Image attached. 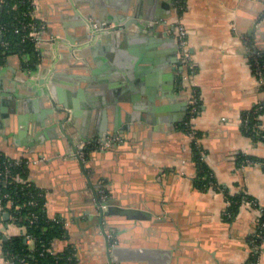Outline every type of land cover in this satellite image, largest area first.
<instances>
[{"label":"crops","instance_id":"crops-1","mask_svg":"<svg viewBox=\"0 0 264 264\" xmlns=\"http://www.w3.org/2000/svg\"><path fill=\"white\" fill-rule=\"evenodd\" d=\"M35 4V15L45 25L41 61L37 70L28 74L19 56H9L0 65V92L17 88L19 79L47 74L56 63L71 76H64L69 84L62 86L73 98L88 103L94 100L97 105L109 94L115 99L106 107L94 106L85 116L76 117L77 126L84 120L90 126L99 123L105 108L110 119L116 113L131 117L122 129L129 139L106 151L94 146L87 152L88 172L97 190L105 189L104 199L134 211L130 218L109 221L118 224L112 245L125 246L124 256H136L123 264H264V237L257 261H250V241L264 209V110L254 111L264 104V86L252 69L248 52L251 44L264 51V0H186L184 23L197 65L191 85L197 88L201 102L193 122L196 138L185 127L188 91L181 82L183 67L173 62L174 0H35ZM140 4L162 22L166 18L158 27L160 35L154 32L148 37L145 30L138 33L132 24L128 32H111L110 43L105 40L94 50L96 44L78 49L82 45L75 33L86 15H100L105 10L118 16L123 7L132 10ZM66 34L70 36L67 41L52 42ZM83 51L87 59L75 54ZM70 58L78 65L70 63ZM79 75L96 82L78 83ZM14 103L9 102V110ZM40 109L38 119L49 125L48 114ZM253 112H257L255 126L263 137L245 129L244 120ZM34 114L10 110L12 124L0 128V150L13 158H42L30 164L29 177L48 191V214L68 221V236L54 240V250L73 244L76 264H110L106 238L87 214L93 210V196L87 190L81 192L87 181L78 161L62 159L58 153L65 150L62 142L46 134L40 135L42 141L35 151L22 145L23 140L35 143L36 133L43 129L34 128L30 118ZM19 116L27 118L21 122ZM85 134L94 138L97 133L92 126ZM74 135L75 142L82 145ZM193 140L219 184L232 193L247 192L257 199L258 208L241 205L229 218L223 190L195 185L198 167ZM1 228L10 236L23 230L14 222ZM0 264H8L1 249Z\"/></svg>","mask_w":264,"mask_h":264},{"label":"water","instance_id":"water-1","mask_svg":"<svg viewBox=\"0 0 264 264\" xmlns=\"http://www.w3.org/2000/svg\"><path fill=\"white\" fill-rule=\"evenodd\" d=\"M175 4V0H174ZM134 9V10H133ZM130 10L129 7L125 6L122 8V12L118 13V16H112V14L108 11L100 12V15H96L90 13L86 15L85 20L80 23V30L77 31L76 38L79 41V44L82 46H78V49L86 48L90 45L96 44L92 50L99 47L104 41L110 43V33L114 32L115 35H118L120 32H128L129 27L134 24L137 27L138 33H144L145 30L147 33L144 35L150 36L152 33L156 32L157 35H160V30L158 27L165 23L166 18L162 22L160 19L155 18L153 12L150 9H146L143 5H137ZM92 18V19H91ZM114 22L113 26H110ZM60 38H52V42L57 44L59 41H67V38L70 39L69 34L60 35ZM100 36L101 40H97V37ZM145 36V37H146ZM174 39V37H173ZM84 43V44H83ZM77 48V47H76ZM75 47H70V50H74ZM175 50H176V58L173 62H179L178 58V46L175 41ZM83 52L75 53L79 57H84L87 59V56L83 54ZM66 57V56H65ZM66 59V58H65ZM71 59V60H70ZM73 65H78V62L75 58H70ZM56 62L58 57H56ZM54 60V61H55ZM62 60L64 58L62 57ZM83 65V64H80ZM175 68V66L173 67ZM16 76V75H15ZM64 76L70 79V75H66L65 72L60 69V66L53 65L47 74H42L38 77H25L17 80V88L8 89L9 91L0 92L1 100H0V117L2 116V120L0 119V128L7 127L12 124L11 119L9 118V113L11 111L17 112H27L34 111L35 114L30 117L34 122L33 126L38 129V127L42 126V130L36 133V139L34 142L26 143L25 140L22 141V145L30 147V151H35V148L38 142L42 141L40 138L41 134H46L50 136L51 139H58L62 142L65 150L61 153V150H58L61 154L62 159L66 161L77 160L80 172L85 176L87 184L85 189L82 191H89L93 196V210L87 211V214L90 215L91 218L89 220H94L98 225V232L101 231L106 238V247H107V256L110 264H114V261L123 264L127 261V259H135L136 256L130 255L124 256L122 252L126 253V247L120 244L112 245V239L117 235L115 228H118V224L116 222H112L109 224V221H115L121 217H131L130 213L134 212L133 210H129L128 208L118 206V203L112 201L111 199H103L100 196L99 191L97 190V186L91 180V175L88 172V168L90 165L88 161L90 156L87 152L94 148L95 144L101 143L104 145L103 148H99L100 151L109 150L113 145H118L123 140H127L129 138L125 137L123 134V124L131 121V117H121L118 113L115 114L114 118H109L107 115L106 108L102 110L103 118L99 123H94L92 126L96 131V135L94 138H90L89 135L86 136L87 129H90V123L84 120L80 126L76 125L75 118L80 116H85L88 112V109H94V106L106 107V105L110 102H115V99H112L111 95L107 98L102 97L101 104L98 105L94 102L88 103L84 99L73 98L69 90L63 88L62 84H69V82L64 81ZM77 82L83 81L88 82L91 79L84 75H79ZM69 81V80H68ZM91 82H96L94 79ZM51 83L52 86L49 87L48 84ZM184 88V87H183ZM185 89V88H184ZM22 90H24L22 92ZM82 95V93H79ZM109 98V99H108ZM14 100V106L9 110V102ZM87 107V109H86ZM43 108V113L48 114L50 124L47 125L45 121L38 119L40 116L37 111ZM41 110V109H40ZM118 110V107L116 108ZM188 110V104H187ZM8 116V117H7ZM7 117V118H6ZM22 118V119H20ZM24 118L27 116H19V120L21 122L24 121ZM85 119V117H84ZM40 120V123L36 124V122ZM25 126L26 123H20ZM32 126V127H33ZM38 126V127H37ZM126 127V126H124ZM74 129V132L71 131ZM53 130H57V133H49ZM25 130H22V134ZM49 131V132H48ZM48 133V134H47ZM77 134L78 139L84 143H88L87 146H81L80 142H75V135ZM119 136L120 140L109 139V137ZM78 140V141H79ZM85 152L83 155L82 152ZM97 171V170H95ZM101 187V185L99 186ZM98 187V188H99ZM104 206H107L105 209ZM92 215V216H91ZM5 217H9V213L5 214ZM79 218V216H76ZM87 220V221H89ZM89 221V222H90ZM106 227H110L109 230H106Z\"/></svg>","mask_w":264,"mask_h":264},{"label":"trees","instance_id":"trees-1","mask_svg":"<svg viewBox=\"0 0 264 264\" xmlns=\"http://www.w3.org/2000/svg\"><path fill=\"white\" fill-rule=\"evenodd\" d=\"M32 22L43 24V21L35 15L33 0H4L2 2L0 5V28L3 29V32L0 34V64H4L8 56L17 55L21 59L23 67L29 66L34 71L37 70L42 57L40 48H38L34 42L24 40L23 37L26 30L22 29L23 24ZM254 109V111L260 110L258 106ZM262 110H264V107L261 108V111ZM255 123H257V112H253L250 118L244 120L245 129H248V131L256 137H263V132H259ZM192 146L195 156L194 159L198 167L195 185L198 188H209L212 186L223 190L226 194V200L229 201L226 209L229 218H232L238 212L244 199L255 200L259 207L257 199L247 192L232 193L228 187L219 184L203 157L204 154L196 140H193ZM10 159H13V157L6 155L0 150V161L3 162ZM16 172H21L23 177L29 179L25 182L26 184L11 182L12 177L7 179L6 188H10L13 191L17 186L20 190L17 196L28 199L31 196H39V193L45 190L30 179L28 166H18ZM23 193H26V195H23ZM38 199V204L36 206H24L21 210H17L12 214L17 218L16 223L20 224V226H25L28 233L35 235V248H29L24 234H15L7 237L0 231V243L3 249L11 252L16 264H22L20 262L22 257L24 258L25 264H76L78 262V257L74 255L76 247L73 244H68V246L61 251H54L52 249L54 240L68 236V229L64 227L65 221L62 217L59 216L57 220H54L52 216L48 214L46 208L47 200L45 197L40 196ZM33 212L37 214V218L31 222L28 215H31ZM10 220V218H3L4 222ZM263 220L264 209H262V215L258 226ZM259 240H261V238ZM257 258L258 254L252 252L250 261L256 262Z\"/></svg>","mask_w":264,"mask_h":264},{"label":"built area","instance_id":"built-area-1","mask_svg":"<svg viewBox=\"0 0 264 264\" xmlns=\"http://www.w3.org/2000/svg\"><path fill=\"white\" fill-rule=\"evenodd\" d=\"M4 0H0V5ZM33 4H35V0H33ZM186 11V0H175V20L173 23L174 27V35L175 41L178 46V58L179 64L183 67V72L181 74V82L183 87L188 91V110H187V119L185 121V127L187 132L196 138L197 130L194 128V119L198 116L201 111V102L200 96L197 88L191 85L192 76L197 71V65L193 60V55L190 50L189 42H188V31L186 25L184 23V13ZM22 29L26 30L24 34V40L34 42V44L40 48V43L43 41V32L45 31V25L37 24L35 22L27 23L22 25ZM3 29L0 28V34H2ZM248 52L251 59L252 69L262 86H264V51L259 49L255 44H251L248 46ZM11 56V55H10ZM9 57V56H8ZM8 59V58H7ZM3 65V64H0ZM39 65V64H38ZM24 72L28 74H32L34 70L31 67H23ZM264 107V104L258 106V109ZM109 139H114L119 141V136L109 137ZM88 143H83L81 146H87ZM97 147L103 148L104 145L101 143L95 144ZM84 155V151L82 152ZM42 158H32L26 155H23L18 158H13L10 160L0 161V231L5 234L7 237L10 235L7 234L6 230H3L1 227L5 226L9 222L16 223V217L12 214L17 211L21 210L24 206H36L38 204V198L40 196L45 197L47 200L48 191L45 189L44 191L39 193V196H31L28 199H25L21 196H17L19 194V189L16 186V189L6 188L7 179L12 177L11 182L26 184L29 179L23 177L21 172H16V168L18 166H30L32 163L38 162ZM101 198L104 199L105 189L99 190ZM31 194V193H30ZM26 195V193H23ZM229 204V201H228ZM242 205H249L251 207L258 208L257 203L253 199H244ZM9 213L10 221H3L5 218V214ZM31 222H33L37 218V214L35 212L28 215ZM58 215L52 216L54 220L58 219ZM64 220V219H63ZM64 227L67 228L68 221L64 220ZM260 221V219L258 220ZM23 230L20 234L25 235L26 243L28 244L30 249L35 248L36 245V237L32 233H28L25 226H22ZM264 237V220L260 222L259 230L253 234L251 238V247L252 252L259 253L260 247L262 245V241ZM261 238V240H259ZM0 249L4 255V258L8 262V264H16L14 257L12 256L10 251H5L0 243ZM54 250V248L52 247ZM56 251V250H54ZM77 256V252L74 253ZM22 264H25L24 258L20 259Z\"/></svg>","mask_w":264,"mask_h":264},{"label":"rangeland","instance_id":"rangeland-1","mask_svg":"<svg viewBox=\"0 0 264 264\" xmlns=\"http://www.w3.org/2000/svg\"><path fill=\"white\" fill-rule=\"evenodd\" d=\"M84 154H85V152H84Z\"/></svg>","mask_w":264,"mask_h":264}]
</instances>
